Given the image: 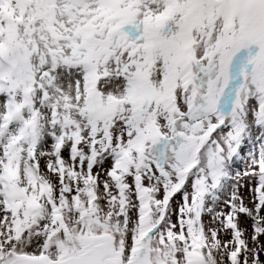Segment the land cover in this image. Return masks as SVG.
<instances>
[{"label":"snow or ice","instance_id":"snow-or-ice-1","mask_svg":"<svg viewBox=\"0 0 264 264\" xmlns=\"http://www.w3.org/2000/svg\"><path fill=\"white\" fill-rule=\"evenodd\" d=\"M0 264H264V0H0Z\"/></svg>","mask_w":264,"mask_h":264},{"label":"rangeland","instance_id":"rangeland-1","mask_svg":"<svg viewBox=\"0 0 264 264\" xmlns=\"http://www.w3.org/2000/svg\"><path fill=\"white\" fill-rule=\"evenodd\" d=\"M244 194H245V195H247V190H246V189L244 190ZM248 230H249V232L251 231V229H250V228H249ZM221 238H222V239H227V237H226V236H222Z\"/></svg>","mask_w":264,"mask_h":264}]
</instances>
